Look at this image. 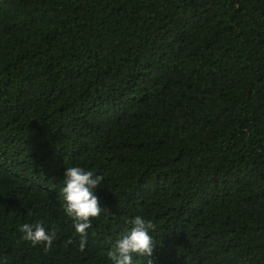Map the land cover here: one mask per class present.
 <instances>
[{
  "label": "trees",
  "instance_id": "16d2710c",
  "mask_svg": "<svg viewBox=\"0 0 264 264\" xmlns=\"http://www.w3.org/2000/svg\"><path fill=\"white\" fill-rule=\"evenodd\" d=\"M73 166L105 177L84 252ZM137 215L153 264H264V0H0V264H111Z\"/></svg>",
  "mask_w": 264,
  "mask_h": 264
},
{
  "label": "clouds",
  "instance_id": "9594fccd",
  "mask_svg": "<svg viewBox=\"0 0 264 264\" xmlns=\"http://www.w3.org/2000/svg\"><path fill=\"white\" fill-rule=\"evenodd\" d=\"M105 180L102 174H96L79 166L67 167L60 196L63 200V210L73 222L76 234L79 236V250L85 251L88 242V230L92 227V219L98 218L106 209L100 205L95 195L97 189ZM131 228L115 241L108 257L111 264H134L133 256L144 258L146 264H153L154 239L150 234L156 225L152 220H146L137 215L129 221ZM21 240L30 242L32 246L43 245L45 252L51 250L57 238L56 229L48 231L42 222L25 223L20 226ZM67 243H73L69 240ZM7 264V261H2Z\"/></svg>",
  "mask_w": 264,
  "mask_h": 264
}]
</instances>
